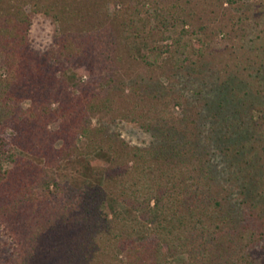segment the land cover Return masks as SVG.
<instances>
[{"label": "trees", "instance_id": "16d2710c", "mask_svg": "<svg viewBox=\"0 0 264 264\" xmlns=\"http://www.w3.org/2000/svg\"><path fill=\"white\" fill-rule=\"evenodd\" d=\"M200 2L0 0V229L12 264H264L259 171L244 174L239 201L198 106L172 83L180 69L202 72L228 26L198 23ZM36 13L57 25L43 52L29 36ZM97 115L134 122L152 141L133 144ZM235 137L223 149L252 164ZM83 156L94 179H62Z\"/></svg>", "mask_w": 264, "mask_h": 264}, {"label": "rangeland", "instance_id": "374dc122", "mask_svg": "<svg viewBox=\"0 0 264 264\" xmlns=\"http://www.w3.org/2000/svg\"><path fill=\"white\" fill-rule=\"evenodd\" d=\"M202 1L204 0H201V4ZM206 2L205 10L197 15L198 23L202 21L211 27L227 23L226 31L214 38V51L205 60L202 72L180 69L172 78V83L178 90L188 94L191 106H198L202 138L206 139L215 152L212 153L213 160L222 172L225 171L224 178L234 172L231 178L235 183L236 197L241 201L246 197L241 188L245 180L244 174L250 166L259 171L256 177L260 179L255 181V192L258 189L264 190V122L253 124L251 118L253 116L257 119L260 113H264V0H245L241 5L226 3L223 6L212 3V0ZM192 5H195L194 1ZM56 30L57 25L51 16L34 14L29 32L32 47L41 52L46 51L54 43ZM148 44L146 42L143 45L147 47ZM138 70L155 77L160 73H151L148 68L141 67ZM86 76L85 73L83 78ZM197 88L200 95L196 93ZM197 98L201 101H197ZM93 122L107 124L112 131L120 132L133 144L148 145L153 138L150 132L134 122H112L107 117L100 118L98 115ZM231 122L234 125H230ZM226 132L230 137L224 136ZM235 136L246 137L244 152L253 154V165H246L242 161L244 154L241 157L227 155L228 151L223 149L231 144L230 139L233 140L232 137L236 138ZM88 161L87 156L73 157L64 163L60 177L79 185H83L87 179H94ZM241 168L244 170L241 171ZM236 172H239L240 179H237ZM11 244L10 237L0 229V264L13 263L7 260L13 250ZM258 250L264 254V241ZM172 263L188 264L185 255L175 258Z\"/></svg>", "mask_w": 264, "mask_h": 264}]
</instances>
